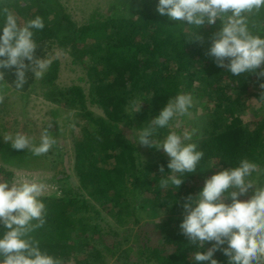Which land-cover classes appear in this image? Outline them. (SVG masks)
I'll use <instances>...</instances> for the list:
<instances>
[{
  "label": "trees",
  "instance_id": "trees-1",
  "mask_svg": "<svg viewBox=\"0 0 264 264\" xmlns=\"http://www.w3.org/2000/svg\"><path fill=\"white\" fill-rule=\"evenodd\" d=\"M134 1L138 6L128 14L122 8L107 14L96 10L79 25L71 19L61 0H0V14L11 11L21 24L36 16L43 18L45 28L35 34L37 55L53 58L41 79L28 73L22 89L15 87L13 69L2 70L5 73L0 77V85L6 91L11 89L27 96L40 83L47 100L79 111L74 124L79 125L80 118L87 121L80 129L75 147V169L80 184L72 183L59 153L56 170V175H62L57 179L59 195L42 197L46 223L31 233L62 264H110L109 255L116 264H192L190 257L197 251V245L180 229L186 198L200 191L211 175L235 166L243 158L258 165L259 171L251 179L264 185V113L258 120L250 121L244 115L246 95L264 101L261 79L256 73L231 77L207 54L212 35L219 30V21L198 30L202 39L187 40L191 29L161 16L156 10L158 0ZM249 27L264 35V11L249 16ZM56 49L69 54L73 63L85 67L90 82L88 98L102 109L104 116H94L87 109L88 98L83 87L72 85L62 89L57 84L61 63L54 57ZM181 92L192 95V110L208 101L213 103L200 114L202 119L195 123L191 116L189 120L185 117L181 125L183 129L195 124L191 126L197 129L193 140L204 157L199 169L187 174L178 190H162L158 183L164 173L160 168L170 171L169 157L149 151L150 155L144 159L142 147L132 143L134 137L130 136L137 121L139 127L144 126L169 98ZM141 101L140 111L132 114L133 102ZM46 129L52 135L59 127L52 123ZM0 152L10 163L22 162L27 156L24 150H15L10 142H3L1 131ZM13 174L0 164L4 180L11 181ZM92 200L102 205L103 210L109 208L107 213L124 234L112 226L107 232L102 231L97 218L103 219L100 218L103 210L96 208ZM127 211L132 212L129 216L134 217L135 225L149 216L151 220L146 224H153L154 232L165 233L163 243L153 242L150 236L156 234L152 231L132 237L133 223ZM163 212L175 218L158 222ZM94 238L101 239L102 248L91 244ZM134 241L139 244L124 249ZM211 246V242H206L203 250ZM107 251L109 254H105ZM214 258L227 264L222 251H217Z\"/></svg>",
  "mask_w": 264,
  "mask_h": 264
},
{
  "label": "clouds",
  "instance_id": "clouds-1",
  "mask_svg": "<svg viewBox=\"0 0 264 264\" xmlns=\"http://www.w3.org/2000/svg\"><path fill=\"white\" fill-rule=\"evenodd\" d=\"M156 10L175 25L190 28L187 40L202 39L198 30L219 21L207 54L231 77L256 73L264 89V35L249 27V16L264 11V0H158ZM0 15V77L5 73L2 70L13 69L19 90L27 83L28 73L39 80L53 63L52 57L37 55L35 34L45 28V23L36 16L21 24L8 10ZM142 102H133L132 114L140 111ZM193 106L190 93H177L130 136L134 137L132 143L162 149L169 157L170 171L160 168L164 173L158 183L162 190H178L185 176L199 169L204 157L193 140L197 129H181ZM3 139L13 149L27 150L34 156L47 154L57 143L47 129L38 143L24 132ZM258 171L255 162L243 158L211 175L200 191L186 198L180 229L197 245L190 257L192 264H221L214 258L217 251L227 257V264H264V185L251 179ZM47 190L44 180L17 179L15 173L11 181H0V264H62L31 235L46 223L42 197ZM250 190L252 194L242 199ZM206 242L212 246L203 250Z\"/></svg>",
  "mask_w": 264,
  "mask_h": 264
},
{
  "label": "rangeland",
  "instance_id": "rangeland-1",
  "mask_svg": "<svg viewBox=\"0 0 264 264\" xmlns=\"http://www.w3.org/2000/svg\"><path fill=\"white\" fill-rule=\"evenodd\" d=\"M62 4L66 7L67 13L71 16V19L82 25L85 23L96 10L107 14L112 12L115 9L122 8L123 13L128 14L137 8V4L134 0H61ZM54 57H57L61 63V71L57 79V84L65 89L72 85H80L85 89L87 98L89 97V87L90 82L88 81L85 67L82 64L73 63V58L67 54L62 53L60 49L55 50ZM83 78V79H82ZM0 131L2 141L6 142L3 137L8 134L15 135L16 132H24L29 137L33 138L34 142H39L41 135L45 131V126L48 124H58L59 129L55 131L53 136L57 143L52 147V149L45 155L34 156L30 151L24 150L27 154L25 159L22 162H6L3 158V154L0 152V164L3 163L8 170L13 171L17 179L27 178L29 180L35 178L38 180H44L48 184V190L43 197L49 195H59L57 191V186L60 185L57 179L62 177V175H56V170L58 169V154L60 153L63 157L64 166L67 171L72 176L73 184H80V178L77 176L75 169V159H76V141L81 135L80 129L87 123L84 118H80L77 124H74L73 119L75 117L76 111H71L65 105H60L54 103L50 100H47L45 97V90L40 83H37L35 89L31 91L29 95H22L20 92L13 90H5L2 85H0ZM260 92H258L259 94ZM260 96V95H259ZM246 116L248 121L258 120L261 115L264 113V101H260L259 97L248 96L246 95ZM213 103L208 101L205 105H200L197 107V110L191 109V118L196 123L199 119H202L201 113L205 112L209 106ZM87 109L94 113V116H104L102 109L99 108L96 104H93L88 98L87 100ZM263 107V108H262ZM187 120L188 117H187ZM186 120V121H187ZM195 124H190L186 128L191 130V126L194 127ZM140 128L138 126L134 128ZM164 138V135L161 139ZM143 150L144 159L150 155V152L155 153H164L162 149L151 148L140 144ZM150 151V152H149ZM165 154V153H164ZM60 163V162H59ZM4 177L0 175V181H3ZM205 182V181H204ZM203 182V184H204ZM252 194L251 191L244 196V199H247ZM89 197V196H87ZM96 208L103 210L102 205L97 201H91ZM109 208H106L102 211L103 219H98L97 221L102 226V231L107 232L108 227H114L116 232L124 234V231L118 228L115 225L114 219L109 216L107 213ZM132 212L127 211L129 216ZM146 213H144L145 215ZM131 219V224L134 222V217L129 216ZM175 218L174 215L163 212L161 218H158V222L163 219ZM147 220H151L149 216H144L139 224H132L134 229L132 237H140L142 234L148 235L151 233L156 234L155 237L150 236L155 244L163 243L164 232L160 230L159 232H154L151 228L153 224L147 225ZM152 222V221H150ZM151 229H149V228ZM108 243V242H107ZM91 244L99 248L103 247L102 241L99 238H94L91 240ZM137 246L138 241L134 243H129L124 246V249L127 246ZM135 251H133V260ZM109 254V252H105ZM110 264H116L115 259H110Z\"/></svg>",
  "mask_w": 264,
  "mask_h": 264
}]
</instances>
